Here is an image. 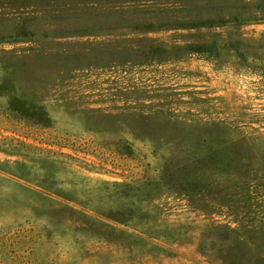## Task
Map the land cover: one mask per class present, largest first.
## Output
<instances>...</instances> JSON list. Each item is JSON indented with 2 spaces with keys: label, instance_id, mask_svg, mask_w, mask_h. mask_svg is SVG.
Segmentation results:
<instances>
[{
  "label": "rangeland",
  "instance_id": "rangeland-1",
  "mask_svg": "<svg viewBox=\"0 0 264 264\" xmlns=\"http://www.w3.org/2000/svg\"><path fill=\"white\" fill-rule=\"evenodd\" d=\"M14 6L0 0V16ZM212 31L264 38V21ZM176 34L0 43V81L15 68L22 92L52 120L6 117L0 98V138L26 143L0 148V264H213L215 248L229 245L217 224L261 220L264 47L248 46L246 58L227 46L175 52ZM152 143L169 155V176L191 175L181 189L163 181L165 160ZM216 144L236 150L231 173L202 158ZM192 152L197 161L184 162Z\"/></svg>",
  "mask_w": 264,
  "mask_h": 264
},
{
  "label": "trees",
  "instance_id": "trees-1",
  "mask_svg": "<svg viewBox=\"0 0 264 264\" xmlns=\"http://www.w3.org/2000/svg\"><path fill=\"white\" fill-rule=\"evenodd\" d=\"M8 1H15V6L10 10L13 15L0 16V43L99 34H147L163 30L180 35L170 47V50L175 52L189 50L212 54L222 46H227L242 58H246L250 54L247 51L248 46L258 44L264 47V38H245L234 31L222 38L219 33L212 31L219 27L231 26L236 29L264 21V0H33L31 9H28L30 0ZM23 13L29 16L15 15ZM10 16L17 17L9 18ZM33 19L42 20L45 24L32 25L29 22ZM9 20L12 21L8 26ZM204 30L208 31L206 37ZM179 31L185 32L178 33ZM145 42V38L138 40L140 44ZM149 42V47L154 51L162 48L161 42ZM1 68L3 73L7 72L5 65ZM20 81L15 68L8 76L1 78L0 98L5 104L2 108L4 116L14 117L32 125L49 127L52 124L50 115L35 99L22 92ZM115 141L118 147L128 151L127 153L132 152L131 144L122 136ZM20 145L26 143L11 136L0 138L2 150L15 151ZM151 147L152 152H158L157 144L152 143ZM228 151L227 144L212 145L202 158L207 157L216 172L231 173L227 165L238 155L236 150H232L235 154ZM158 154L165 160L164 169L160 173L163 181L181 189L191 175L185 173L183 177L178 178L169 176V155L161 156L159 152ZM170 156H173V152ZM194 160L197 161V154L192 152L185 157L184 162ZM230 211L232 214L238 213L237 210ZM260 219L257 223L252 219L245 223L235 219L233 222L236 226L217 224L216 234L222 240L229 241V245L224 246L221 243L215 248L218 256L213 264H264V215Z\"/></svg>",
  "mask_w": 264,
  "mask_h": 264
}]
</instances>
